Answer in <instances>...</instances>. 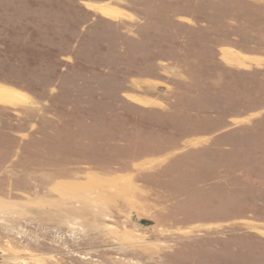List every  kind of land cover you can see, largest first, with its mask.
<instances>
[{"label":"rangeland","instance_id":"obj_1","mask_svg":"<svg viewBox=\"0 0 264 264\" xmlns=\"http://www.w3.org/2000/svg\"><path fill=\"white\" fill-rule=\"evenodd\" d=\"M0 264H264V0H0Z\"/></svg>","mask_w":264,"mask_h":264},{"label":"bare ground","instance_id":"obj_2","mask_svg":"<svg viewBox=\"0 0 264 264\" xmlns=\"http://www.w3.org/2000/svg\"><path fill=\"white\" fill-rule=\"evenodd\" d=\"M18 94L10 89L0 87V97L15 98Z\"/></svg>","mask_w":264,"mask_h":264}]
</instances>
